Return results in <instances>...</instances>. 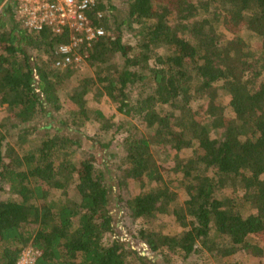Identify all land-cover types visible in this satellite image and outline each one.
Wrapping results in <instances>:
<instances>
[{
    "label": "trees",
    "instance_id": "16d2710c",
    "mask_svg": "<svg viewBox=\"0 0 264 264\" xmlns=\"http://www.w3.org/2000/svg\"><path fill=\"white\" fill-rule=\"evenodd\" d=\"M88 19L103 35L77 49L91 74L74 84L76 64L56 66L67 30L29 32L9 4L0 13V264L28 249L34 264L263 258L264 0H97ZM91 93L129 122L88 110ZM154 152L180 176L176 192ZM124 212L139 247L117 229ZM166 216L183 232L163 234Z\"/></svg>",
    "mask_w": 264,
    "mask_h": 264
},
{
    "label": "rangeland",
    "instance_id": "374dc122",
    "mask_svg": "<svg viewBox=\"0 0 264 264\" xmlns=\"http://www.w3.org/2000/svg\"><path fill=\"white\" fill-rule=\"evenodd\" d=\"M220 33L225 34L228 39H231V36L227 35L222 27L220 29ZM123 35H124V43H127L129 45L133 44V39L130 35H126L125 33H123ZM238 37L241 38L242 41L247 46H249L251 49H259V46H260L259 39H257V37L255 35L247 32V31H242L241 34L237 35V38ZM232 38H233V36H232ZM74 68L76 71L74 78L72 79V81H73L72 83H74V84L78 79H80L82 77L89 76L91 74L89 68L86 66V64L83 60L81 62L77 63ZM60 96H61V99L64 101L65 96H64L63 92H61ZM86 100H87L86 107L88 110H90V111H94V110H98V109L102 110L107 115L112 116L114 122H124V123L129 122L128 119L121 116L117 112L116 106L113 105L109 99L103 97L99 102H96L94 100L93 94L91 93L87 96ZM218 102H221L223 107H224V115L227 118H232L233 114H232L230 108L227 106L228 100H227L226 96L224 95L221 98V100L219 99ZM203 104H204L203 100L194 99L190 104V108L194 112H196L198 110V108ZM2 110H3V108H0V119L5 116V114L2 112ZM97 126H98V124H96L94 122H91V121L86 122L84 124V126L82 127V132L87 136H93L97 131ZM122 137L123 136L117 137V139L119 140ZM211 137L213 139H218V135L216 133H214V134L212 133ZM12 141H14V140H12ZM9 143H11V142L9 141ZM195 146L196 145L193 143L190 148L184 149L183 151H181L179 153V157L182 159L190 157L192 155V152H193ZM153 154H154V157L157 160V162L160 163L159 165L162 169L163 181L165 183L170 184L171 187L173 188V190L176 192L177 182L173 183V181L175 180L176 177H180V176L179 175L175 176L173 174L172 162H168L166 164H163V163H165L164 162V160H165L164 156L159 152H154ZM129 188H130L131 193H133V194L139 193V188L136 185H133V186L131 185ZM179 197H180L179 198L180 202H182L183 201L182 196L179 195ZM120 214L123 215V219L121 220V223L118 225L117 229L119 230V228H120V232L122 234L121 236L128 238V241L130 243H133V245L135 247H139L140 245H138V242L136 241L137 239H136L135 233L133 232V229H135L137 222L133 221L129 217L128 213H125V212L119 213V215H118L119 217H120ZM158 224L161 225L160 226L161 232L165 235H179L184 230L179 224H177L175 222V218L170 217V216L169 217L168 216L161 217L160 222H158ZM27 251H25V253H24L25 259L22 261L21 260L22 257H21L18 264H30V262H28V260L30 261L31 255L27 254ZM189 262H191L192 264H221V263H223V264H225V263H227V264H229V263L264 264V257L260 259V258L254 257L252 255H248V254L240 252V253H238V254H236V255L228 258V259L218 261V260H214L207 253L201 251L200 253H196L195 255H193L189 259Z\"/></svg>",
    "mask_w": 264,
    "mask_h": 264
},
{
    "label": "built area",
    "instance_id": "2783aa9c",
    "mask_svg": "<svg viewBox=\"0 0 264 264\" xmlns=\"http://www.w3.org/2000/svg\"><path fill=\"white\" fill-rule=\"evenodd\" d=\"M97 0H3L0 13L5 5L13 8L15 17L29 32L39 33L50 29L54 34L65 30L70 33L69 42L59 48L63 59L56 63L62 68L81 62L82 56L76 52L80 45L89 43L103 35V31L91 26L88 13ZM72 55V56H71ZM30 264H34L39 253L28 250ZM25 259L23 254L21 260Z\"/></svg>",
    "mask_w": 264,
    "mask_h": 264
}]
</instances>
